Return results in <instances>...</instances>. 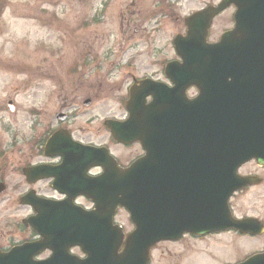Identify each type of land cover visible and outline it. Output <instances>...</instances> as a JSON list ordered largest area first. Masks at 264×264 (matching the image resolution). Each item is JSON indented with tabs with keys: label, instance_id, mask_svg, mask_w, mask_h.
Wrapping results in <instances>:
<instances>
[{
	"label": "flooded vegetation",
	"instance_id": "1",
	"mask_svg": "<svg viewBox=\"0 0 264 264\" xmlns=\"http://www.w3.org/2000/svg\"><path fill=\"white\" fill-rule=\"evenodd\" d=\"M201 3L204 0H130L118 11L121 38L112 42L111 35L101 36L99 51L94 49L98 38L91 29L106 24L108 2L83 6L68 24L62 22L65 10L50 15L42 11V28L64 29L67 38L54 48L45 43L40 47L39 54L53 59L55 68H25L22 84L0 91L14 94L13 99H0V256L39 242V254L32 258L37 262L47 261L52 249L54 264L140 263L141 247H126V238L135 229L130 215L116 208L108 226L106 214L95 213L108 207L95 205L94 179L103 170L94 164L106 153L125 169L143 155L125 128L132 117L127 107L130 90L140 83L173 88L166 69L177 60L172 40L184 34V20L207 5ZM189 4L193 8L181 14ZM216 22L217 18L210 35ZM134 36L139 42L130 43ZM182 89L179 96L157 95L164 102H157L149 118L155 152L153 215L167 219L170 237L149 248L146 264H217V248L228 258L221 264H241L264 252V160L251 159L237 169L246 185L228 199L225 227L217 229L222 214L216 212L211 229L200 202L204 185L200 156L195 165L192 157H181L193 152L161 149L173 141L169 106L173 113L175 103L188 104L200 93L191 80ZM151 101V96L138 98L132 112L146 115L144 106ZM135 116L141 119L140 113ZM107 124L119 125V141L111 137ZM94 149L102 151L96 163ZM95 227L111 237L102 249L94 247ZM114 228L121 233L118 246ZM114 251L122 261H113Z\"/></svg>",
	"mask_w": 264,
	"mask_h": 264
},
{
	"label": "water",
	"instance_id": "2",
	"mask_svg": "<svg viewBox=\"0 0 264 264\" xmlns=\"http://www.w3.org/2000/svg\"><path fill=\"white\" fill-rule=\"evenodd\" d=\"M230 5L237 8L236 28L224 33L217 44H206V32L212 18ZM186 26L187 36L173 42L176 54L183 60L181 65L175 64V68H189L186 62H193L205 72L207 100L199 110V123L196 116L193 127H187L183 119L178 124L174 122L175 137L168 147L193 150L194 154H182V158L194 156L197 159L200 156L205 182L201 203L206 217L214 222L216 207L217 212L224 214L227 199L245 182L237 180V168L251 158L264 156L259 151L264 145L258 146L256 137L264 119V0H222L216 7H207L192 16ZM201 77H204L203 73ZM113 131L115 138L116 128ZM134 140L144 149L145 157L124 175L117 173L114 164L108 163L104 174L95 179L105 186L94 187V191L108 199L112 208L122 207L131 214L134 222H140L153 212L149 185L154 147L151 138L137 128L134 129ZM137 175V180L144 186L130 185ZM223 220L224 217L219 219L221 223ZM140 237L144 247L148 248L166 239L167 233L139 227L130 239ZM39 251L38 243L25 245L2 260L6 264H54V256L44 263L33 262L31 258ZM243 264H264V253Z\"/></svg>",
	"mask_w": 264,
	"mask_h": 264
},
{
	"label": "rangeland",
	"instance_id": "3",
	"mask_svg": "<svg viewBox=\"0 0 264 264\" xmlns=\"http://www.w3.org/2000/svg\"><path fill=\"white\" fill-rule=\"evenodd\" d=\"M104 1L106 0H0L5 7L0 15V91L6 89L7 86L22 84L23 69L25 68L37 69L38 66L46 70L52 66L55 68V64L52 63L53 59L47 54L44 56L39 54L40 47L44 43L45 47H56L60 41H66L67 33L64 29L50 28L47 31L42 28L39 22L42 11L45 10L44 14L50 15V12L57 13L65 10L62 22L68 24L72 19L74 20V16L80 14L79 11L83 6L93 7ZM129 2L130 0H109L106 24L91 29L93 35L98 38L94 41L95 51H99L101 36L111 35L112 42L121 38L118 11H123V8L120 7L128 5ZM207 2L209 1L204 0V3L201 4ZM2 8L3 6L0 7V13ZM191 8L193 6L189 4L180 13L185 14L186 9ZM230 14L231 10H227L217 19L212 31V39L216 36L218 38L222 31L230 26ZM129 42H139V36L132 37ZM159 47L161 46L159 45ZM43 57L44 59H42ZM32 74H34L33 70ZM12 93L11 90L6 94L0 93V99H13L14 94ZM17 99L21 100V98ZM223 256L224 253L217 248V264H221V260L228 259Z\"/></svg>",
	"mask_w": 264,
	"mask_h": 264
}]
</instances>
